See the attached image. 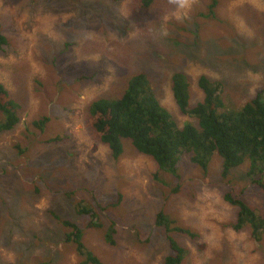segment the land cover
I'll use <instances>...</instances> for the list:
<instances>
[{
    "label": "rangeland",
    "instance_id": "obj_1",
    "mask_svg": "<svg viewBox=\"0 0 264 264\" xmlns=\"http://www.w3.org/2000/svg\"><path fill=\"white\" fill-rule=\"evenodd\" d=\"M0 30V82L20 114L0 132V264L81 261L51 212L82 229L99 261L88 264H162L170 247L155 223L160 210L198 235L170 232L187 248L181 264H264V231L257 240L249 226L235 230L237 209L223 198L230 191L264 216V189L250 182L248 162L223 177L217 153L205 171L183 155L175 177L127 139L115 160L87 112L92 99L120 96L137 72L179 125L196 119L175 104L174 71L186 74L192 104L205 74L223 83L226 105L240 107L264 90V0H195L184 21L167 0H0ZM42 118L40 130L33 121ZM75 202L97 218L78 214Z\"/></svg>",
    "mask_w": 264,
    "mask_h": 264
},
{
    "label": "trees",
    "instance_id": "obj_2",
    "mask_svg": "<svg viewBox=\"0 0 264 264\" xmlns=\"http://www.w3.org/2000/svg\"><path fill=\"white\" fill-rule=\"evenodd\" d=\"M5 43L6 37L0 30V46ZM197 85L203 95L192 104L186 74L183 71L171 74L170 90L179 112L195 118L196 123L187 121L179 125L160 103L145 72L132 74L120 96L92 99L87 106L89 123L115 160L123 153L122 139H127L138 153L154 161L158 171L177 177L178 163L183 155H188L192 163L205 171L213 154L217 153L222 158L223 177L231 168L248 162L246 175L250 182L264 189V90L257 91L236 108L224 102L221 81L201 74ZM19 120V104L0 82V132L13 129ZM46 120H34L33 124L42 130ZM48 141H58V137ZM223 198L237 209L233 228L240 230L249 226L253 237L259 240L264 231V216L230 191L225 192ZM120 199L121 194L110 205L115 206ZM74 208L78 214H89L91 220L97 218L95 209L82 206L81 202H75ZM51 214L67 229L65 239L75 244L82 257L78 264L98 263L97 257L84 246L82 229L70 219L61 218L54 212ZM155 223L164 228L170 247L162 264H181L188 253L187 248L170 232L183 233L191 239H196L197 233L176 225L173 218L161 210L155 216ZM88 224L100 227L97 222ZM113 226L111 223L105 232V238L111 244L114 243Z\"/></svg>",
    "mask_w": 264,
    "mask_h": 264
},
{
    "label": "clouds",
    "instance_id": "obj_3",
    "mask_svg": "<svg viewBox=\"0 0 264 264\" xmlns=\"http://www.w3.org/2000/svg\"><path fill=\"white\" fill-rule=\"evenodd\" d=\"M171 6L173 18L177 21L190 19L191 12L195 6V0H167ZM162 36H167V29L161 30Z\"/></svg>",
    "mask_w": 264,
    "mask_h": 264
}]
</instances>
